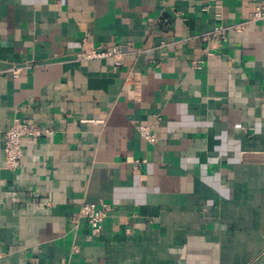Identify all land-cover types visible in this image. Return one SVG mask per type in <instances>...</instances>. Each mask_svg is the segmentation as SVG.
I'll list each match as a JSON object with an SVG mask.
<instances>
[{
	"label": "crops",
	"instance_id": "obj_1",
	"mask_svg": "<svg viewBox=\"0 0 264 264\" xmlns=\"http://www.w3.org/2000/svg\"><path fill=\"white\" fill-rule=\"evenodd\" d=\"M263 2L0 0V264H264Z\"/></svg>",
	"mask_w": 264,
	"mask_h": 264
},
{
	"label": "built area",
	"instance_id": "obj_2",
	"mask_svg": "<svg viewBox=\"0 0 264 264\" xmlns=\"http://www.w3.org/2000/svg\"><path fill=\"white\" fill-rule=\"evenodd\" d=\"M254 22H264V2L258 5L246 20L229 27H217L213 33L221 34L229 28L240 30L248 23ZM210 34L211 33H207L206 35L208 36ZM84 45L85 47L83 50L78 53V59L92 60L112 58L115 69L122 65L125 52L120 46L116 45L111 48L96 47L87 39H84ZM23 68L22 66H13L10 68V71L14 76H17ZM37 132L36 128L24 123L20 118H14L11 126L5 132L4 164L6 168L15 169L19 166L23 157V139L27 136L36 135ZM140 134L142 138L149 142L154 143L157 141L152 126H141ZM135 162L136 165L139 166L140 160L136 159ZM110 210V205L105 202H84L79 213L73 218V221L77 224L83 221L87 222L90 228V236L96 237L99 236L104 220L108 216ZM74 251L77 252L78 249L75 248Z\"/></svg>",
	"mask_w": 264,
	"mask_h": 264
}]
</instances>
